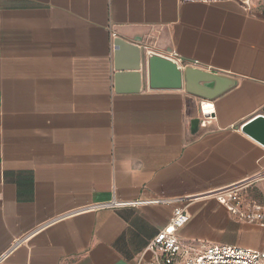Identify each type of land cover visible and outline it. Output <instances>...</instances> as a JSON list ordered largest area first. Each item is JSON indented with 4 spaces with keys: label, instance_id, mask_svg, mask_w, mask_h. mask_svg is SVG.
I'll use <instances>...</instances> for the list:
<instances>
[{
    "label": "crops",
    "instance_id": "crops-1",
    "mask_svg": "<svg viewBox=\"0 0 264 264\" xmlns=\"http://www.w3.org/2000/svg\"><path fill=\"white\" fill-rule=\"evenodd\" d=\"M118 38L235 86L213 101L145 78L117 91ZM258 116L264 0H0V264H148L181 208L175 264L225 235L261 249L264 228L213 196L264 173V146L242 131ZM254 184L243 208H264ZM112 201L158 203L86 210Z\"/></svg>",
    "mask_w": 264,
    "mask_h": 264
},
{
    "label": "water",
    "instance_id": "water-1",
    "mask_svg": "<svg viewBox=\"0 0 264 264\" xmlns=\"http://www.w3.org/2000/svg\"><path fill=\"white\" fill-rule=\"evenodd\" d=\"M113 46V79L117 91L126 85L137 91L139 81L145 78L151 90L184 89L199 100L213 101L235 86L233 79L192 66L182 67L173 59L151 51L144 57L136 46L119 38L114 40ZM242 131L264 146L263 116L250 121Z\"/></svg>",
    "mask_w": 264,
    "mask_h": 264
},
{
    "label": "built area",
    "instance_id": "built-area-1",
    "mask_svg": "<svg viewBox=\"0 0 264 264\" xmlns=\"http://www.w3.org/2000/svg\"><path fill=\"white\" fill-rule=\"evenodd\" d=\"M243 1L246 4L249 2V0ZM170 58L178 64L181 62L176 54H173ZM208 106L212 108V105ZM213 112V109L209 111L210 114ZM262 178H264V173L231 187L218 190L213 193V196L220 204L227 205L238 221L245 224L260 225L264 228V208L256 204H251L243 208L238 196L241 190ZM150 203H158V201H137L131 203H118L112 201L109 203L91 204L86 210L95 211L114 209L123 206H139ZM187 221L188 217L184 212V208H181L174 213L170 223L154 237L145 249V251L151 253L153 256V261L148 264H175L177 260H179L181 257V247L177 242L174 233L183 227ZM22 242V239L15 241L11 250ZM6 254L8 253L0 256V262L5 259ZM138 264L143 263L142 261H139ZM183 264H264V246L258 250L236 246H210L205 248L197 256L185 259Z\"/></svg>",
    "mask_w": 264,
    "mask_h": 264
},
{
    "label": "rangeland",
    "instance_id": "rangeland-1",
    "mask_svg": "<svg viewBox=\"0 0 264 264\" xmlns=\"http://www.w3.org/2000/svg\"><path fill=\"white\" fill-rule=\"evenodd\" d=\"M254 185H256V184H252V185L248 186L247 188H244L243 190H241V192H246V194H247V200H248V199H253V198H254V197L252 198V191H253V189H254ZM247 238H248V237H247ZM232 239H233V236H232V235H225V236L220 240V242L214 244V246H221V243H223V242H229V241H231ZM248 239H250V237H249ZM248 242H249V240H246V239H245V240L242 241L241 245H242V246L247 245V244H249ZM240 248H244V247H241V246H240Z\"/></svg>",
    "mask_w": 264,
    "mask_h": 264
},
{
    "label": "bare ground",
    "instance_id": "bare-ground-1",
    "mask_svg": "<svg viewBox=\"0 0 264 264\" xmlns=\"http://www.w3.org/2000/svg\"><path fill=\"white\" fill-rule=\"evenodd\" d=\"M207 104H208V103H205L204 106H205V107H210V106H208Z\"/></svg>",
    "mask_w": 264,
    "mask_h": 264
}]
</instances>
